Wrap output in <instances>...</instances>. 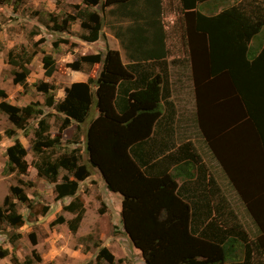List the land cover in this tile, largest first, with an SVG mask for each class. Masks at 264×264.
Listing matches in <instances>:
<instances>
[{
  "label": "trees",
  "instance_id": "obj_1",
  "mask_svg": "<svg viewBox=\"0 0 264 264\" xmlns=\"http://www.w3.org/2000/svg\"><path fill=\"white\" fill-rule=\"evenodd\" d=\"M210 2L215 0H180V43L193 70L199 128L258 229L254 239L215 180L206 175L193 177L189 166L196 164L199 168L200 159L191 143H184L179 155L172 152L157 156L156 138L150 134L161 102L170 96L166 61L170 51L162 0H83L81 7H74L73 15L54 19L51 30L66 32L71 23L78 22L83 32L81 40L95 43L101 38L106 17L102 12L108 9L119 24L114 36L128 64L122 63L117 51L80 56L69 68L87 74L88 80L71 84L62 100L56 102L51 93L54 87L43 82L37 86L45 96L43 104L17 107L0 102V113L26 138L30 120H38L28 140L35 158L33 168L54 184L56 200L74 198L63 207L74 215L66 223L68 229L75 233L85 213L83 201L76 194L79 182L91 175L89 165L100 173L107 190L122 196L124 231L145 264H264V43L259 54L251 49L252 41L264 35V0H241L215 14L204 7ZM204 8L211 13L203 12ZM9 58L13 83L26 88L29 58L13 52ZM42 63L45 76H52L56 70L52 57L44 55ZM142 64H146V72L132 79L136 74L133 70ZM94 66H100L98 77L91 76ZM127 84L120 109L119 94ZM0 97H5L2 89ZM93 102L98 117L86 132L87 162H83V150L77 147L53 158L54 153L48 151L61 146L60 133L72 123L80 129ZM45 109L62 116L57 135L50 134L51 115H45ZM15 130H8L7 137L15 136ZM144 145L149 149L144 150ZM27 155L16 138L6 149L3 174L26 175L30 167ZM62 170L67 174L58 182ZM180 178L183 183L178 186ZM193 188L199 190L198 194L202 191L194 198L198 206L180 195V190ZM17 203L31 207L20 185L10 187L0 206V222L12 228L24 225ZM64 223L59 216L52 225ZM8 255V251L0 253L1 257ZM13 260L14 264L41 261L37 255L23 263ZM87 264L116 263L114 256L102 248L95 263Z\"/></svg>",
  "mask_w": 264,
  "mask_h": 264
},
{
  "label": "rangeland",
  "instance_id": "obj_2",
  "mask_svg": "<svg viewBox=\"0 0 264 264\" xmlns=\"http://www.w3.org/2000/svg\"><path fill=\"white\" fill-rule=\"evenodd\" d=\"M82 1L0 0V89L5 92V97H0V102L6 101L17 107H25L30 103L43 104L45 96L37 90V86L43 82L54 87L51 93L56 102L62 100L66 88L70 87L77 77L69 65L80 56L105 55L108 50H119L122 62L127 61L124 50L114 36L119 24L114 17L108 14V9L102 12V15L106 17L101 38L95 43L81 40L80 35L83 32L78 22L71 23L66 32L59 33L51 30L54 27V19L60 21L68 14L73 15L74 7H81ZM239 1L241 0H215L204 7L211 8L214 14ZM162 4L163 24L167 32V47L171 59L175 56L181 58L184 52L179 34L180 0H162ZM205 8L202 9L203 12L211 13ZM96 10L101 13L100 7ZM11 52L14 55L25 54L26 58H29L27 68L30 70V75L26 88L13 83V67L9 62ZM44 55H50L55 61L56 70L50 77L44 74L42 63ZM99 72L100 66H94L91 75L98 77ZM95 109L96 106L93 105L89 117L80 129L72 123L62 131L60 133L61 146L48 151V154L53 152L52 157L55 158L77 147L83 150V162H87L84 152L86 132L95 115ZM45 113V115H51L48 118L51 126L50 134L57 135L62 125V116L51 109H45ZM37 121L36 119L30 120L26 138L22 131L15 130L7 117L0 113V206L9 195L10 187L16 185L23 188L31 201L30 209L17 203V213L21 214L24 219V225L21 228H12L5 222H0V253L2 251L9 253L6 257L0 256V264H14L13 259H17L18 263H23L27 258L34 260L36 255L41 261L34 264L95 263L96 256L102 248H106L114 256L116 264H145L141 252L133 246L124 231L121 218L122 197L118 193L107 190L100 173L89 165L91 175L79 182L76 194V197L83 201L85 213L75 233L68 229L66 223L74 215L63 211V207L72 202L74 198L56 200L54 184L38 175L33 168L32 161L35 158L28 140L33 137ZM8 130H15V136L7 137ZM16 138L24 143L28 151L26 161L30 167L26 175L14 173L5 176L3 169L7 160L6 149L13 144ZM212 170L224 195L236 211L241 225L249 237L254 239L258 235V229L242 201L231 184L229 185V181L222 179L219 171L221 168L214 167ZM66 174L65 171H60L58 182H61ZM69 178L72 179V177ZM59 216L64 218L65 223L52 225ZM17 235L19 238H16Z\"/></svg>",
  "mask_w": 264,
  "mask_h": 264
},
{
  "label": "crops",
  "instance_id": "obj_3",
  "mask_svg": "<svg viewBox=\"0 0 264 264\" xmlns=\"http://www.w3.org/2000/svg\"><path fill=\"white\" fill-rule=\"evenodd\" d=\"M263 43H264V35L261 34L256 40L252 41L251 49L255 51L256 54H259L263 48L262 47ZM114 51L120 52L119 50H114ZM170 55L166 60L168 64L167 73L169 77L170 96L168 97V99L163 100L161 102L159 108L160 114L158 116L157 123L155 122V124L153 125L150 134V137L156 138L157 156L158 158H161L162 156L168 155L172 152L179 155L180 147L184 143L187 142L191 143L193 147L192 151H194L200 159L199 168L196 166V164L194 165L192 164L191 166H189L191 173L194 175L193 177L195 179H197L198 176H201V178H203L202 177L203 175H206V177H212L219 186V188L221 189L218 180H216V178L214 177L212 168L214 167L217 169L221 168V170L219 171L221 173L222 179L228 181L229 179L222 170L221 165L215 158L211 149L209 148L198 125L197 95L194 86L193 70L191 63L189 62L186 53H183V56L181 58H177L175 56L172 57L171 59ZM122 63L128 64V61ZM140 66L141 67H137L136 69L133 70V71L136 70L135 71L136 74H132L133 75L132 79H135L137 75H142L146 72L145 71L147 70L146 64H142ZM73 72L77 74L76 75L77 77L75 81H73L71 84L87 82L89 77L87 74L77 71H73ZM127 86L128 84L123 86L124 89H122V91L119 94L120 100L118 99V105H121L119 106L120 109L123 108L122 105L124 103V92L129 88V86L128 87ZM95 90L96 88L92 87V91L95 92ZM165 101H167L170 106L167 105ZM93 105H95V102H93ZM96 112L93 119H96L98 117V112L97 113ZM199 133L200 135H197ZM18 140L24 145V143L20 139ZM143 149L147 150L149 149V146L144 145ZM175 166L176 165H174V167L171 168V171L174 172ZM204 170L206 171L205 173H203ZM182 183H183L182 178L177 180L178 186H181ZM198 192L199 190L197 188H193L189 190H180V195L184 199H189L190 203L193 204L195 199L198 198V195L201 196L202 191L200 192V194H198ZM221 194H223V196L226 197L222 189H221ZM195 205L198 206L199 203L195 201Z\"/></svg>",
  "mask_w": 264,
  "mask_h": 264
}]
</instances>
